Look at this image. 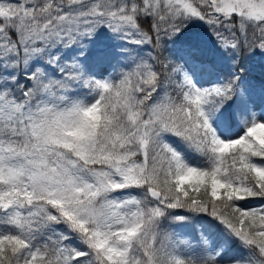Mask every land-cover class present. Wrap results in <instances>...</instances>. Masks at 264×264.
Instances as JSON below:
<instances>
[{"label":"snow or ice","instance_id":"1","mask_svg":"<svg viewBox=\"0 0 264 264\" xmlns=\"http://www.w3.org/2000/svg\"><path fill=\"white\" fill-rule=\"evenodd\" d=\"M0 264H264V0H0Z\"/></svg>","mask_w":264,"mask_h":264}]
</instances>
